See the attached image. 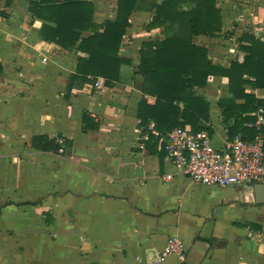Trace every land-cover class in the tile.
Segmentation results:
<instances>
[{
	"label": "crops",
	"instance_id": "1",
	"mask_svg": "<svg viewBox=\"0 0 264 264\" xmlns=\"http://www.w3.org/2000/svg\"><path fill=\"white\" fill-rule=\"evenodd\" d=\"M6 2L0 0V264H147L170 237L184 241L186 259L172 255L161 264H264V205H255V186L196 183L176 172L159 141L142 140L138 51L165 39L162 29H148L152 13L132 15L121 48L132 63L122 66L118 83L100 78V87L68 93L80 53L41 38L44 21L30 14V0ZM94 2L96 23L115 17L117 0L112 9L111 0ZM219 7L232 37L195 42L228 67L246 30L264 41V0H220ZM211 79L226 89L228 79ZM206 94L212 143L223 148L220 98ZM255 94L264 99V91ZM84 113L99 130L83 131ZM38 135L71 140V156L34 150Z\"/></svg>",
	"mask_w": 264,
	"mask_h": 264
},
{
	"label": "trees",
	"instance_id": "2",
	"mask_svg": "<svg viewBox=\"0 0 264 264\" xmlns=\"http://www.w3.org/2000/svg\"><path fill=\"white\" fill-rule=\"evenodd\" d=\"M95 0H30L29 12L44 21L41 38L61 49L80 53L76 71L70 77L67 92L76 86H94L102 78L107 86L120 81L121 68L132 63L121 55L125 36L136 11L152 13L148 29L160 28L163 41L142 44L135 74L143 78L144 97L138 105V119L147 145L158 139L148 132L151 122L166 135L178 127L193 132L208 131L211 103L202 93L213 77L228 79L225 95L218 101L227 138L237 135L252 140L258 131L249 127L255 113L263 108L264 99L255 92L264 91V41L251 29L237 38V53L228 67L216 64L209 49L195 39L232 37L224 33L220 0H117L115 17L102 24L94 21ZM12 0H7L10 7ZM0 16L6 13L0 11ZM3 68L0 65V73ZM83 131L100 129V123L89 113L83 115ZM264 133V128H263ZM73 142L62 137L38 135L32 139L34 150L60 154L72 148ZM63 154V155H65Z\"/></svg>",
	"mask_w": 264,
	"mask_h": 264
},
{
	"label": "built area",
	"instance_id": "3",
	"mask_svg": "<svg viewBox=\"0 0 264 264\" xmlns=\"http://www.w3.org/2000/svg\"><path fill=\"white\" fill-rule=\"evenodd\" d=\"M95 86L100 87L101 82L98 80ZM255 117V123L249 125L258 131L254 139L237 135L227 138L219 149L213 146L208 131L195 133L190 127H178L163 136L151 122L148 132L158 139L177 173L205 186L252 189L259 184L264 186V109H259ZM142 140L147 141L148 136ZM60 154H65V149H60ZM172 255L186 259L185 244L179 237L168 238L164 249L152 254L147 264H161Z\"/></svg>",
	"mask_w": 264,
	"mask_h": 264
},
{
	"label": "rangeland",
	"instance_id": "4",
	"mask_svg": "<svg viewBox=\"0 0 264 264\" xmlns=\"http://www.w3.org/2000/svg\"><path fill=\"white\" fill-rule=\"evenodd\" d=\"M112 3H114V0H111V9L115 5V3H114L113 6H112ZM216 88H217L216 83L214 82V80L211 79L209 81L208 87H206L204 90H201V91H202V93L204 95L207 93L206 95H209L211 97V99H213V97H215V98H221L225 94L226 89H227V86H226V89L224 91L222 89H216Z\"/></svg>",
	"mask_w": 264,
	"mask_h": 264
},
{
	"label": "water",
	"instance_id": "5",
	"mask_svg": "<svg viewBox=\"0 0 264 264\" xmlns=\"http://www.w3.org/2000/svg\"><path fill=\"white\" fill-rule=\"evenodd\" d=\"M72 154V149L68 148L66 155L69 157ZM255 205H264V186L259 184L254 187Z\"/></svg>",
	"mask_w": 264,
	"mask_h": 264
}]
</instances>
